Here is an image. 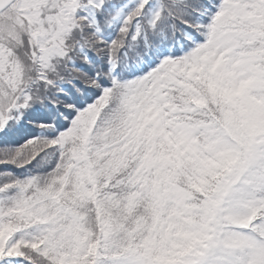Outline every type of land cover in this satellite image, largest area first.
<instances>
[{"label": "snow or ice", "instance_id": "6c2138e0", "mask_svg": "<svg viewBox=\"0 0 264 264\" xmlns=\"http://www.w3.org/2000/svg\"><path fill=\"white\" fill-rule=\"evenodd\" d=\"M0 264H264V0H0Z\"/></svg>", "mask_w": 264, "mask_h": 264}]
</instances>
